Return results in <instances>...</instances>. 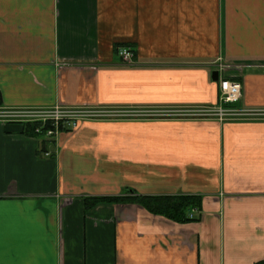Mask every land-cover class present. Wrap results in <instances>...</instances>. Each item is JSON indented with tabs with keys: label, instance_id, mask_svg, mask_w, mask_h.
Returning <instances> with one entry per match:
<instances>
[{
	"label": "crops",
	"instance_id": "1",
	"mask_svg": "<svg viewBox=\"0 0 264 264\" xmlns=\"http://www.w3.org/2000/svg\"><path fill=\"white\" fill-rule=\"evenodd\" d=\"M217 58L238 66L223 74L241 86L231 107L264 110V0H0L1 112L212 107ZM132 195L199 197L198 221L91 203ZM262 260L264 118L85 122L47 138L0 117V264Z\"/></svg>",
	"mask_w": 264,
	"mask_h": 264
},
{
	"label": "built area",
	"instance_id": "2",
	"mask_svg": "<svg viewBox=\"0 0 264 264\" xmlns=\"http://www.w3.org/2000/svg\"><path fill=\"white\" fill-rule=\"evenodd\" d=\"M117 56L124 65L134 64V54L130 48H117ZM219 75L218 104L212 107H194L180 110L136 109L123 107H66L53 106L44 109H21L0 111V117L26 123H35V135L47 138L56 137L62 130L75 131L85 122L118 121L146 118H195L215 119L223 122L227 120H246L250 118H264V110H236L231 107L241 96L240 83L223 76L224 71L238 66L228 65L220 58L210 63ZM45 155H48L47 153ZM192 216V214L190 215Z\"/></svg>",
	"mask_w": 264,
	"mask_h": 264
},
{
	"label": "trees",
	"instance_id": "3",
	"mask_svg": "<svg viewBox=\"0 0 264 264\" xmlns=\"http://www.w3.org/2000/svg\"><path fill=\"white\" fill-rule=\"evenodd\" d=\"M28 131L34 134L37 126L35 123L23 124ZM98 202L107 203H136L142 206L151 214L162 216L168 220L177 223H188L198 221V217L191 215L193 209H199L200 198L196 196H139L131 197H101L93 198L91 203L94 205ZM255 264H264V260Z\"/></svg>",
	"mask_w": 264,
	"mask_h": 264
},
{
	"label": "water",
	"instance_id": "4",
	"mask_svg": "<svg viewBox=\"0 0 264 264\" xmlns=\"http://www.w3.org/2000/svg\"><path fill=\"white\" fill-rule=\"evenodd\" d=\"M211 78L216 82L218 80V73L216 71L212 72Z\"/></svg>",
	"mask_w": 264,
	"mask_h": 264
}]
</instances>
